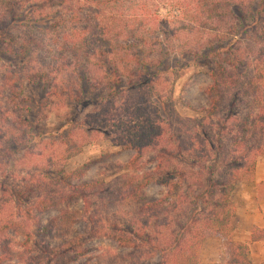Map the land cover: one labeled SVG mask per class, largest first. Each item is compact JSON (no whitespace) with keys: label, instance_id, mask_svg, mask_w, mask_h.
<instances>
[{"label":"rangeland","instance_id":"obj_1","mask_svg":"<svg viewBox=\"0 0 264 264\" xmlns=\"http://www.w3.org/2000/svg\"><path fill=\"white\" fill-rule=\"evenodd\" d=\"M196 1L125 0L124 3H116L117 9L111 12L121 16L117 23L119 29L125 32L121 38L112 41L115 53L107 57L112 61L111 78L120 79L116 83L112 81L102 83L103 86H89L85 91L77 86L80 81L76 74L82 68L79 63H83L80 60H84L83 55L89 48L101 45L99 41H94L92 46L91 43L87 44L85 51L78 54L79 60L72 57L70 51H65L66 60L62 59V55L58 60L70 63V67L62 70L61 74L54 72L53 68H58L60 61L50 66L47 52L49 46L55 50L59 44V32L69 22L67 13L55 30L52 27L49 31H33L31 35L37 38L38 46L35 47V57L29 61L31 66L17 65L19 57L8 53L5 54L7 59L0 60V82L6 74H11L20 66L26 73V76L23 74V81L38 76L41 70L42 73L46 72L45 92L53 91L48 102L41 101L39 104L33 101L32 95L45 94L41 89L40 94L28 90V93L20 96L7 90L0 95V188L5 186L10 191L28 186L33 190L28 195H22V199L1 190L0 257L6 246L21 251L25 249L21 246L25 237L11 225L17 222L32 232L27 254L39 256L38 261L41 262L35 261L34 264L58 263L57 258L49 263L47 257L40 255L41 250L46 246H59L75 237H82L86 251L71 253L66 264H146V259L151 260V257H146V222L148 220L150 226H155L158 219L168 217H164L167 208L146 209L148 203L156 202L167 194L168 188L160 183L162 171L158 168L161 163L164 164V152L176 154L178 150H188L190 140L198 147L206 148L209 144L207 138L203 137L204 133L217 143L220 141L218 134L223 131L221 124L227 114L223 105L220 110L214 111L207 96V89L213 82V65L193 63L197 53H206L205 50L196 49L203 40H199V35L192 36L193 33L182 25L200 18ZM179 4L182 6L178 7ZM94 6L92 3L85 6L84 13H94ZM56 8L46 7L44 12L51 13ZM126 10L132 15H127ZM166 17L170 24L165 23ZM166 27L170 30L180 29L173 43L167 42L168 37L162 33ZM150 28L159 31L154 39L160 38L162 45L166 43L171 47L190 49V55L185 56L187 59L175 51H169L171 55L166 56L157 48L153 54L151 50L155 47H146V32ZM27 30L14 27L16 41L10 42L9 47L19 50V46L28 41ZM8 42L4 41V45ZM29 45L33 46L31 42ZM90 52L93 53L94 49ZM86 56L92 63L102 64L90 67L91 76H109V59L103 65L101 58L90 53ZM143 60L142 64L138 63ZM176 60H182L178 67L175 66ZM40 64L43 65L42 69ZM146 64H153L154 68L149 69ZM69 81L81 92L86 105L72 110L60 101L59 94L66 90L63 85ZM31 106L34 110L28 112L27 107ZM244 107L245 104L239 105V108ZM65 113H69L68 120L74 118L76 121L60 129ZM40 132L48 136L37 138ZM226 132L224 130L223 137L227 152L232 147L229 138L233 135L228 137ZM263 153L264 141L261 151L256 150L249 155L243 160V167L239 166L240 169L235 171L237 186H247L252 182L258 162L264 160ZM181 165L182 162L176 158L170 164L173 167ZM56 170L65 180L71 175V185L90 182L99 185L84 196L53 181L51 176ZM42 199L58 203L43 209L40 203ZM28 211L32 217L28 216ZM171 211L170 215H175L173 207ZM66 212H78L79 220L70 226L66 236L58 235L55 230L45 237L39 234L41 226L59 220ZM155 212H160V217H156ZM102 229L108 232H133L135 242L141 248H126L113 239L93 233V230L98 232ZM3 264L25 263L14 259Z\"/></svg>","mask_w":264,"mask_h":264},{"label":"trees","instance_id":"obj_2","mask_svg":"<svg viewBox=\"0 0 264 264\" xmlns=\"http://www.w3.org/2000/svg\"><path fill=\"white\" fill-rule=\"evenodd\" d=\"M123 1L125 0H0V60L7 59L5 54L8 53L19 57L17 65L31 66L29 61L35 57V47L38 46L37 38L31 35L33 31H49L52 27L55 30L61 25L60 22L67 13L69 14V22L59 32V44L54 48L55 50L49 46L47 52L51 60L50 66L53 63L57 64L61 55L62 59L66 60L65 51H70L72 57L74 56L79 60L78 54L85 51L86 45L91 43L92 46L97 41L101 42V45L87 46L91 47L87 53L101 58L104 65V61L109 59L107 57L115 53L112 41L121 38L125 33L119 29L117 23L121 16L118 17L116 12H111L117 9L116 3L121 4L124 3ZM196 2H198L196 5L200 18L197 21H192L191 24L182 25L190 33H193L192 36L195 34L198 37L199 35V40H203V43L197 44L196 49L205 50L206 53H197L196 58H193V63L196 65H213V67L211 66L213 82L207 89V96L214 111L220 110L223 105L227 114L225 121L221 124L223 131L218 134L220 141L217 143L211 136L204 133L203 137L207 138L209 144L206 148L198 147L197 143L190 140L188 150H178L177 155L169 151L164 152L166 156L163 162L167 165L161 163L158 168L162 171L160 183L168 188L167 194L156 202L148 203L146 209L151 211L156 208H167L164 217L167 215L168 217L164 220L163 218L158 219L155 226H150L148 220L146 222V257H151V260L146 259V264H200L201 251L210 234L220 233L229 237L236 220V206L232 200L233 192L237 186V180L234 179L237 176L235 171L241 166L243 167L244 159H247L256 150L261 151L263 147L264 0H198ZM90 3L95 5V11L91 15H87L84 13V8ZM181 6L182 4H179L178 7ZM46 7L57 8L48 13L44 12ZM58 7L61 9L58 10ZM126 8L128 9V7ZM40 10L42 11L39 13ZM126 12L127 15L130 14L128 10ZM154 16L161 17L159 15ZM165 19V23H171L167 17ZM14 27L28 28L26 32L28 41L21 44L19 50L9 47L10 42L16 41L13 33ZM178 30H170L166 27L162 33L168 37L167 42L173 43V40L179 36ZM158 34L159 31L153 28L146 32V47H155L151 50L153 54L157 52V48L166 56L171 55L169 51H175L180 52L179 55L187 59L185 56L190 55V49L186 47L175 48L171 47V44L166 45V43L162 45L160 38L154 39ZM4 41L9 42L4 45ZM215 41L216 45H214ZM29 42L33 46H30ZM92 49H94L93 53L90 52ZM86 54L83 55L84 60H80L83 63H79V66L82 68H79L76 74L80 81L77 85L78 88L81 86L82 91H85L89 89V86H103L102 83L120 81V79L111 78L113 73L110 68L111 58L108 60L110 63L107 69H110L108 77L91 76L90 67L102 66V64L100 62L92 63ZM64 60L59 62L58 68L52 67L54 72L61 74L62 70L70 67V63H65ZM181 61L176 60L175 66L181 65ZM143 62L144 60L138 63L142 64ZM159 64L161 65V62ZM42 67L43 65L40 64V69ZM146 67L154 68L153 64H146ZM37 69L39 70V68H32V70ZM17 70L3 77L2 82H0V95H4L7 90L13 95L18 93L20 96L22 93H28V90L39 94L42 91L45 92L44 81L47 80L44 74L46 72L42 73L41 70L38 76L30 77L29 81L24 80V82L23 74L26 76L24 68L19 66ZM56 79L57 77L54 78V81ZM19 80L20 83H18ZM71 83L69 81L67 85H63L66 90L65 93L62 91L59 94L61 98L59 99L67 104V108L70 107L73 110L77 106L86 105L87 102L80 96L81 92ZM50 93L52 95L53 91H47L42 95L38 94L39 96L33 94L34 99L38 97L33 101L37 104L41 101L48 102ZM240 104H245V107L239 108ZM33 110L32 106L27 107L28 112ZM68 115L69 113H65L64 122L60 129L76 121L74 118L68 120ZM224 130L227 131L226 136L233 135L229 138L232 147L227 152L226 140L223 137ZM46 136H48L47 133L42 134L40 132L36 137ZM174 158L179 159L182 165L170 166ZM253 166L255 169L256 161ZM53 173L51 176L53 181L56 180L58 183L70 187L74 192L79 191L84 196L99 185L97 182L71 185L69 181L71 175L67 176L68 178L65 180L64 176L58 174V170ZM1 190L17 197V199H22V195H28L33 191L28 186L10 191L7 187L2 186L0 194ZM40 203L43 205V209H46L56 205L58 201L42 199ZM171 204L173 205L169 207ZM171 207L176 212L175 215H170L172 213ZM159 213L155 212V215H158L156 217H160ZM31 215L28 211V216L32 217ZM77 217L78 212H66L59 220H55L45 227L41 226L39 234L45 237L54 233L55 230L58 235L66 236L70 226L79 221ZM11 225L16 232L25 237V241L21 243L25 249L21 251L9 246L4 247L0 264L14 259L25 264L39 262V256L27 254L32 237L29 228L17 222H12ZM4 226L8 227L7 224ZM93 233L113 239L120 246L126 248H141L136 244L133 232H108L102 229L98 232L93 230ZM261 238H264V230L255 228L252 239ZM232 246L241 257V261H236L235 264H244L243 261L250 264L247 258L249 246L241 244H232ZM84 249L82 237H75L56 247L46 246L45 249L41 250L40 255L47 257L49 263H52L53 258H57L58 263L56 264H66L71 253H83L86 251ZM112 264L116 263L113 262Z\"/></svg>","mask_w":264,"mask_h":264},{"label":"crops","instance_id":"obj_3","mask_svg":"<svg viewBox=\"0 0 264 264\" xmlns=\"http://www.w3.org/2000/svg\"><path fill=\"white\" fill-rule=\"evenodd\" d=\"M232 200L236 206L234 229L229 237L216 233L207 238L200 264H235L241 261L232 244L248 245L250 264H264V238L252 239L255 228L264 230V160L258 162L251 183L237 186ZM243 263L248 264L246 261Z\"/></svg>","mask_w":264,"mask_h":264}]
</instances>
